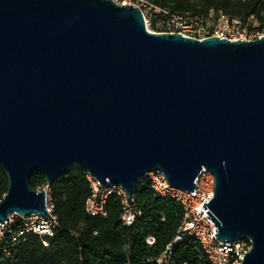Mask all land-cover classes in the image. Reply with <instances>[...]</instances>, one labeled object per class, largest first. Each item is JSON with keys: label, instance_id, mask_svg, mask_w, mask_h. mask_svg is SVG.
Instances as JSON below:
<instances>
[{"label": "water", "instance_id": "obj_1", "mask_svg": "<svg viewBox=\"0 0 264 264\" xmlns=\"http://www.w3.org/2000/svg\"><path fill=\"white\" fill-rule=\"evenodd\" d=\"M74 166L127 196L153 170L192 191L205 168L214 235L247 237L239 264H264V33L197 39L115 0H0V221L51 218L29 177Z\"/></svg>", "mask_w": 264, "mask_h": 264}, {"label": "trees", "instance_id": "obj_2", "mask_svg": "<svg viewBox=\"0 0 264 264\" xmlns=\"http://www.w3.org/2000/svg\"><path fill=\"white\" fill-rule=\"evenodd\" d=\"M145 1L153 7L178 13L207 14L210 10H221L229 16L250 18L256 22L251 28L264 31V0ZM86 174L85 170L74 166L49 184L51 213L57 219L52 234L27 233L13 245L8 239L0 240V264H160L157 260L178 231L183 215L181 204L156 196L149 181L140 180L133 196L141 214L132 226L124 225L120 219L122 204L116 193L107 196L104 216L91 215L84 207L91 192ZM7 184L6 173L0 168V199ZM29 184L39 189L46 182L42 173L34 171ZM20 221L16 216L14 227ZM148 237L152 242L146 241ZM161 264L211 263L201 245L185 236L172 244L167 261Z\"/></svg>", "mask_w": 264, "mask_h": 264}, {"label": "built area", "instance_id": "obj_3", "mask_svg": "<svg viewBox=\"0 0 264 264\" xmlns=\"http://www.w3.org/2000/svg\"><path fill=\"white\" fill-rule=\"evenodd\" d=\"M156 8V22L161 31L179 32L184 36L202 39L208 36H218L229 40L253 39L259 37L264 31H258L251 27L255 21L247 18L233 17L221 10H210L207 14H192L189 12H173L167 8ZM86 178L91 189L90 196L85 200V211L91 215H105V200L108 195L116 193L121 198L120 219L126 226H132L140 216L141 211L134 203L133 193L127 196L124 189L117 184L106 182L100 184L91 174L87 172ZM140 180H148L152 191L161 198H170L181 204L183 215L178 231L169 244L164 254L157 260L164 263L169 257L172 244L185 236L192 237L197 241L211 264H239L244 252L250 248V240L247 237H238L233 242L220 241L216 233L215 225L205 216L206 211L200 210L204 200L205 203L213 196L214 177L210 171L201 168L194 179V189L181 190L171 187L159 170L146 173ZM49 185L42 188L46 190L47 211L51 218L30 214L19 217L20 223L14 227L15 214H11L7 222L0 221V240L8 239L10 244H17L21 237L27 233L38 236L51 235L53 227L57 225L56 216L52 215L53 205ZM8 233V235H6ZM148 237L146 241L152 242ZM47 246V242L42 240ZM128 264V263H125Z\"/></svg>", "mask_w": 264, "mask_h": 264}, {"label": "rangeland", "instance_id": "obj_4", "mask_svg": "<svg viewBox=\"0 0 264 264\" xmlns=\"http://www.w3.org/2000/svg\"><path fill=\"white\" fill-rule=\"evenodd\" d=\"M115 1L119 3H127V4L138 6L144 15L145 24L147 28L152 31H161L160 26L155 21L156 20V17H155L156 8L148 4L145 0H115Z\"/></svg>", "mask_w": 264, "mask_h": 264}]
</instances>
